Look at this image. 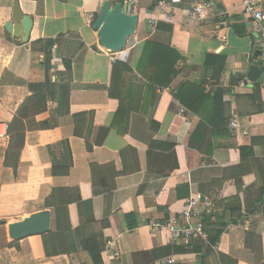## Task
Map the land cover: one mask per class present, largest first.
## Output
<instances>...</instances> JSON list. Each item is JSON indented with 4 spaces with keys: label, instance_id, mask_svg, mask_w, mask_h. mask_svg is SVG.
Masks as SVG:
<instances>
[{
    "label": "crops",
    "instance_id": "0c3cea01",
    "mask_svg": "<svg viewBox=\"0 0 264 264\" xmlns=\"http://www.w3.org/2000/svg\"><path fill=\"white\" fill-rule=\"evenodd\" d=\"M242 1L216 0L205 21H191L187 3L139 0L134 35L124 50L110 52L91 27L102 0H18L33 21L26 43L6 34L13 0H0V122L11 123L31 94L29 84L45 79L38 41L63 40L49 49L51 82L63 70L62 55L72 58L68 114L56 125L51 109L22 120L25 133L15 169L14 159H6L9 136L0 138V264H94L88 252L77 250L73 231L80 221L85 234H100L105 242L118 239L122 256L115 264H168L170 256L174 264H264V194L257 203L264 187V51L256 48ZM254 1L264 11V0ZM151 19L172 25L169 45L181 56L180 71L166 87L149 86L137 71L145 42L154 38ZM128 58L131 71L120 74L119 90L111 87L112 61ZM250 64L260 68L256 80H240ZM185 82L201 83L203 96L194 98L190 89L183 95L203 119L174 96ZM256 82L260 88L254 94ZM219 89L224 93L215 98L212 92ZM78 114H84L82 120L73 117ZM234 116L238 126L230 134ZM74 119L91 141L95 136L100 143L88 150L86 139L74 133ZM64 141L72 165L67 175L54 176L52 158L61 160ZM246 146L251 153L241 154L239 148ZM92 164L97 165L94 173ZM110 185L114 189L108 197ZM74 187L87 201L69 204L71 230L52 235L54 205L66 198L54 190ZM197 192L212 195L220 211L223 202L238 198L245 218L229 225L212 249L197 241L200 252L167 253V247L192 246L149 223L184 224V201ZM42 210L51 212L48 232L10 239L9 223ZM228 217L225 212V221ZM44 242L54 253L45 254ZM100 258L101 264L111 262L103 250Z\"/></svg>",
    "mask_w": 264,
    "mask_h": 264
},
{
    "label": "trees",
    "instance_id": "16d2710c",
    "mask_svg": "<svg viewBox=\"0 0 264 264\" xmlns=\"http://www.w3.org/2000/svg\"><path fill=\"white\" fill-rule=\"evenodd\" d=\"M112 1V0H111ZM113 2V1H112ZM187 19L194 21L190 17ZM172 31V25L169 23H157L154 32V38L152 40H147L143 47L142 58L137 69L138 73H140L146 81L149 83V86L152 87H166L168 86L172 79L178 74L180 68H177V62L181 59V56L177 51L172 49L169 45V35ZM162 35H166V39L162 38ZM38 44L42 45L41 51L44 52V59L42 65L44 66L45 79L42 83H31L28 88L30 90V95L27 96L24 101L19 105L16 111V115L11 123H9L8 136H9V145L8 151L6 153V159L10 156L14 159L13 168H16L17 159L21 153V149L23 147V139L25 128L23 125V119H28L30 117H35L36 115L43 113L47 110L53 111L54 114V122L52 125H56L58 123V117L68 114V97H69V85L68 82L71 77V57H66L62 55V67L63 70L56 72L55 82H51L49 70H50V57L51 52L49 51L54 45H62L63 40H46V41H38ZM19 45V43H17ZM30 50H34V46L30 45ZM224 59L220 60V68L223 66ZM123 71L130 72L129 66V58L127 61L123 62L117 59L112 61V79H111V87H114L119 90V76ZM254 94L258 92L260 88V83H254ZM187 89L192 90L193 97H201L202 95V87L201 83H183L174 94L175 98L183 104L186 108L191 110L192 112L198 114L201 119L204 118L201 111L197 110L195 105L189 104L185 101L184 93ZM188 92V91H187ZM224 91L219 89L212 92V95L215 98H221ZM121 94H118V98L121 102ZM208 97V95H205ZM253 97V96H252ZM53 102V103H51ZM197 105V103H195ZM75 119L82 120L84 114L74 115ZM73 120L74 125V133L77 136H81L86 139V147L88 150L92 148L94 144H99L101 140H98L95 136L93 141H91L90 135L88 133H84V131L79 128L77 122ZM207 123L213 125L211 121L206 119ZM46 124L45 126H52ZM155 125L151 120V127L153 128ZM91 129V128H89ZM105 134V133H104ZM62 144V155L61 160H57L56 158H52V174L54 176L67 175L69 169L72 165V157L68 147V143L66 141L61 142ZM173 147V145H172ZM249 151L251 153L252 147H240L239 151L241 154L244 151ZM7 164V160L5 161ZM97 165L92 164V173H94ZM115 176V174L113 175ZM114 189V185H110L107 187V194L110 197L112 190ZM61 192L65 195L66 198H63L60 202H57L58 205H54L53 211V222H52V235L62 236L63 232H67L71 230L72 226L70 224L68 214H67V206L69 204H77L86 202L82 199L81 194L79 192L78 187L74 188H66V189H56L54 192ZM203 194V193H202ZM264 194V187L260 189V197L257 201L258 204L261 203V196ZM206 195V194H205ZM218 204V203H217ZM223 211H218L214 214H204L202 216V228L207 234V247L208 249H212L218 242L221 234L226 231L229 225H238L245 218V213L247 212L245 206H243L239 199H233L222 203ZM225 212H228V220L225 221L224 215ZM60 216L65 218L64 223L60 222ZM85 222H81L73 231V235L77 239L78 248L77 250H82L84 252H88L94 264H101L100 252L104 249L105 240L99 234V236L94 234H85L84 233ZM79 227V228H78ZM83 232L81 233V231ZM197 241H190L187 243L188 247L192 246V249H187V247H178L173 246L171 248L167 247L166 251L169 253L170 251L185 253L188 250H192L194 252H200L201 245H198ZM44 250L45 254L49 256L54 252H50L47 246V243L44 242Z\"/></svg>",
    "mask_w": 264,
    "mask_h": 264
},
{
    "label": "built area",
    "instance_id": "2783aa9c",
    "mask_svg": "<svg viewBox=\"0 0 264 264\" xmlns=\"http://www.w3.org/2000/svg\"><path fill=\"white\" fill-rule=\"evenodd\" d=\"M119 1L126 5L129 13H137V4L139 0H112ZM159 5L164 4H182L187 3V16L197 21H205L215 7L216 0H155ZM243 11L249 16L250 25L252 27L256 48L264 51V11L254 0H243ZM149 24L156 26L157 20L151 19ZM55 47V46H53ZM183 112V109H180ZM238 126V120L234 116L231 118L228 126L230 134L235 133ZM9 123L0 122V138L8 136ZM220 211V208L212 195H204L200 192L188 197L184 201L181 211L185 219L184 224L178 223L176 220L166 225H162L157 221H152L149 226L153 229L166 228L174 241H196L202 240L207 242V234L202 228V216L204 214H214ZM104 254L111 260L109 264H115L122 256V250L117 238L110 237L106 240L104 246ZM168 264L176 263L175 257L170 256L166 259Z\"/></svg>",
    "mask_w": 264,
    "mask_h": 264
},
{
    "label": "water",
    "instance_id": "95a60500",
    "mask_svg": "<svg viewBox=\"0 0 264 264\" xmlns=\"http://www.w3.org/2000/svg\"><path fill=\"white\" fill-rule=\"evenodd\" d=\"M139 15L129 13L126 5L119 1L102 0L99 14L92 21V29L98 33L99 45L110 52H120L127 47L128 40L134 35ZM33 21L21 11L18 0H13L10 19L4 24L8 36L26 43L29 39ZM259 52V51H257ZM256 54V53H255ZM260 68L250 64L240 80L255 81ZM8 235L19 240L31 235H42L51 229V212L47 210L30 214L20 221L9 223Z\"/></svg>",
    "mask_w": 264,
    "mask_h": 264
}]
</instances>
